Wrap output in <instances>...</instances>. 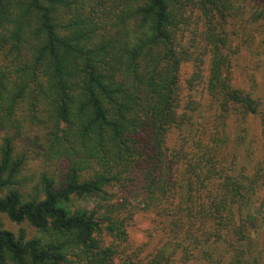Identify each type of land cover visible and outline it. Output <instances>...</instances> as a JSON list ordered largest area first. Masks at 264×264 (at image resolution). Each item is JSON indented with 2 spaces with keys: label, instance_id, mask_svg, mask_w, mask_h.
<instances>
[{
  "label": "trees",
  "instance_id": "obj_1",
  "mask_svg": "<svg viewBox=\"0 0 264 264\" xmlns=\"http://www.w3.org/2000/svg\"><path fill=\"white\" fill-rule=\"evenodd\" d=\"M260 24L264 0H0V128H38L28 148L57 172L29 187L27 149L2 139L0 214L36 232L0 225V264H264L238 221L264 207L263 166L225 172L220 133L187 161L168 146L195 123L180 70L199 33L215 120L256 116L264 135V101L232 83L230 46Z\"/></svg>",
  "mask_w": 264,
  "mask_h": 264
},
{
  "label": "rangeland",
  "instance_id": "obj_2",
  "mask_svg": "<svg viewBox=\"0 0 264 264\" xmlns=\"http://www.w3.org/2000/svg\"><path fill=\"white\" fill-rule=\"evenodd\" d=\"M197 23L196 18L193 17V26L198 27ZM236 29L238 30V28ZM247 32L253 36L252 39L249 38L245 41L241 37V31L238 30L237 35L230 40L234 60L232 83L236 88L250 92L256 98H262L264 101V25H256L249 28ZM189 35L190 33L187 36ZM199 36L197 44L192 50L193 57L184 62L180 70L181 111L188 112V108L194 109L195 112L192 115L195 123L173 130L168 137V146L189 154L185 155L187 161L191 158L190 155L198 153L196 155L198 156L205 153L212 144V138L215 139L216 134L220 133L219 135H225L227 140L222 145L221 155L218 154L219 158L216 161L220 168L225 169V172L238 173L241 168H246V172L251 173L257 166L262 165L264 168V135L258 117L251 115L244 117L232 113L225 122H220L215 120V114L209 110V107L214 110L215 106L205 90L211 58L209 55L203 54V42ZM198 58L202 61H199ZM21 120L22 122L16 128H0V147L4 136L11 135L18 153L27 149L29 160L24 174L30 177L28 182L30 187L42 171L47 170L52 174H57V172L53 162H47L40 154L28 148L27 140L34 139V135L39 134L40 131L30 125L28 121L25 122L24 118ZM191 161L196 163L198 159L194 158ZM262 196H264V187L260 190L259 200L262 199ZM77 203L79 204V202ZM245 212L244 217L240 216L238 221L247 224L251 237H255L260 242L258 248L255 246L253 248V250L257 249L255 253L262 252L264 254V207L260 209L253 204ZM0 225L3 229L15 233L25 229L30 237L36 232L28 223H13L4 214H0ZM136 234L138 242L144 241L145 237L142 236V233Z\"/></svg>",
  "mask_w": 264,
  "mask_h": 264
}]
</instances>
